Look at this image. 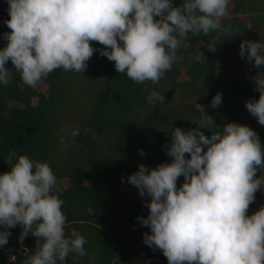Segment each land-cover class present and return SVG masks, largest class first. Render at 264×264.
<instances>
[{
  "label": "clouds",
  "instance_id": "obj_1",
  "mask_svg": "<svg viewBox=\"0 0 264 264\" xmlns=\"http://www.w3.org/2000/svg\"><path fill=\"white\" fill-rule=\"evenodd\" d=\"M7 4L10 18L5 24L11 31L3 34L7 44L0 48V86L12 83L9 60L23 84L33 89L57 69L82 74L97 51L92 41L104 46L99 54L113 61L120 74L137 84H156L172 70L181 49H191L190 58L205 63L199 45L192 49V36L212 35L207 47L215 51L218 38L234 32L223 23L231 0H182L179 6L173 0H7ZM239 54L259 69L251 77L259 98L246 100L245 106L264 125V42L242 40ZM147 99L151 104L154 97ZM157 99L161 102L164 96ZM221 103L222 93H217L211 106ZM198 108L205 115L192 120L197 127L169 128L166 155L171 162L154 168L140 164L127 177L141 197H150L148 215L137 217L151 230L143 233V241L161 250L168 264H264V205L248 214L256 192H264L260 171L264 144L250 126L228 122L221 127ZM217 125L220 130L214 131ZM62 131L64 145L80 135L78 126ZM181 176L184 180L178 186ZM62 191L47 162L19 155L0 174V248L8 244L10 229L20 225L21 243L29 233L37 238L23 264H64L69 254L88 255L86 238L75 229L66 232ZM89 260L94 264L95 256Z\"/></svg>",
  "mask_w": 264,
  "mask_h": 264
},
{
  "label": "trees",
  "instance_id": "obj_2",
  "mask_svg": "<svg viewBox=\"0 0 264 264\" xmlns=\"http://www.w3.org/2000/svg\"><path fill=\"white\" fill-rule=\"evenodd\" d=\"M181 3L173 0L174 6ZM9 18L7 0H0V48L7 44L3 34L11 31L5 24ZM223 23L234 32L219 38L215 51L207 47L212 35L190 38L192 49L199 45L204 52L205 63L190 58L191 49H181L172 70L156 84H137L120 74L113 61L99 54L104 46L95 41L97 51L82 74L57 69L40 84L44 90L24 85L11 61L6 63L12 83L0 86V174L22 154L51 166L63 189L66 232L75 229L87 240L88 255L69 254L64 264H91L93 255L94 264H168L161 250L143 241V233L151 230L137 217L148 215L150 197H141L127 177L140 164L154 168L171 162L166 155L169 128L197 127L192 120L205 115L198 105L221 127L228 122L250 126L264 144V125L245 106L246 100L259 98L251 78L259 69L239 54L242 40L264 42V0H231ZM217 93L222 103L212 107ZM71 126H78L80 135L64 145L62 129ZM255 195L249 215L264 201V192ZM10 231L8 244L0 248V264H23L37 238L29 233L21 243L22 226Z\"/></svg>",
  "mask_w": 264,
  "mask_h": 264
},
{
  "label": "rangeland",
  "instance_id": "obj_3",
  "mask_svg": "<svg viewBox=\"0 0 264 264\" xmlns=\"http://www.w3.org/2000/svg\"><path fill=\"white\" fill-rule=\"evenodd\" d=\"M224 36H222L221 38H223ZM39 89L40 90H44V86L43 85H38ZM155 96L157 97L158 95L155 94ZM262 176H264V169H262V173H261ZM264 205V201L261 203V206Z\"/></svg>",
  "mask_w": 264,
  "mask_h": 264
},
{
  "label": "water",
  "instance_id": "obj_4",
  "mask_svg": "<svg viewBox=\"0 0 264 264\" xmlns=\"http://www.w3.org/2000/svg\"><path fill=\"white\" fill-rule=\"evenodd\" d=\"M225 27H226V24H225ZM219 31L222 33V32H223V29H221V30H219ZM216 35H217V33H214V36H216ZM214 36H213V37H214ZM221 37H222V36H221ZM221 37H219V38H221ZM219 38H218V39H219Z\"/></svg>",
  "mask_w": 264,
  "mask_h": 264
}]
</instances>
